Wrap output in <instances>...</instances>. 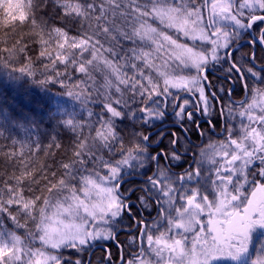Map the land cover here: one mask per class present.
<instances>
[{
  "label": "snow or ice",
  "instance_id": "snow-or-ice-1",
  "mask_svg": "<svg viewBox=\"0 0 264 264\" xmlns=\"http://www.w3.org/2000/svg\"><path fill=\"white\" fill-rule=\"evenodd\" d=\"M0 12L41 44L59 21L39 83L81 105L0 146L13 169L0 175V264H264V0H0ZM27 50L4 49L3 66ZM96 61L114 92L86 96L56 68L89 75Z\"/></svg>",
  "mask_w": 264,
  "mask_h": 264
},
{
  "label": "trees",
  "instance_id": "trees-1",
  "mask_svg": "<svg viewBox=\"0 0 264 264\" xmlns=\"http://www.w3.org/2000/svg\"><path fill=\"white\" fill-rule=\"evenodd\" d=\"M24 2L27 3V0ZM0 18H2V12H0ZM58 26L60 24L57 20L43 30V38L47 43L41 44V36L37 34L40 30H33L30 23L25 25L17 23L15 29L12 30L6 29L0 24V131L3 132V136H0V146H9L5 149L6 151L10 150L13 139L26 140L27 132L25 130L28 128L39 133L50 132L55 124V120L51 119L54 114L59 118L65 112L81 111L80 103L67 96V89L63 88L60 83H39L47 75V73L41 74L45 65L51 64V59L57 55L59 38L55 37L54 34L52 38H49V32L52 27ZM14 45L17 49L26 47L28 50L13 58L15 63L9 67H4V60L9 58V53L4 49H11ZM41 51L50 52L51 59L41 57ZM60 51L62 53L75 52L76 55L73 58H79V52L68 49L67 44H65V49ZM86 55L87 53H85ZM28 64L32 66V76L12 71L13 67L18 69ZM56 68L60 72L67 71L68 75L71 76V80L64 81L69 88L84 78L82 73L74 72L71 67L66 69L63 64L57 63ZM52 75L55 73L52 72ZM9 136L12 139L4 138ZM41 140L45 145L47 144L44 137H41ZM64 142L67 143V136L64 137ZM46 159L44 152H39L34 156L35 166L39 167ZM5 171L8 175L13 173L12 168H4L3 156L0 155V175H3ZM16 174L19 175V172ZM7 178V175H3V179ZM2 186L0 184V187ZM20 222L24 223L23 215L20 217ZM28 227L34 230V225L29 224ZM26 231L27 228H23L17 234L24 235Z\"/></svg>",
  "mask_w": 264,
  "mask_h": 264
},
{
  "label": "rangeland",
  "instance_id": "rangeland-1",
  "mask_svg": "<svg viewBox=\"0 0 264 264\" xmlns=\"http://www.w3.org/2000/svg\"><path fill=\"white\" fill-rule=\"evenodd\" d=\"M150 23H152L153 26H158V22L150 21ZM188 42L191 43L190 41ZM86 56L88 59H91L90 52L87 53ZM156 63L162 64L163 61L157 60ZM82 74L84 75V78L81 79L80 81H77L73 86H71L72 88H74L75 91L83 90L86 96L88 95L89 92H91L93 96H97V95L102 96V94L104 93H112L115 91V86H116L115 77L111 75V70L105 67V65L102 62L96 61L92 66H89V75H85L84 73ZM89 76L91 78H89ZM107 80L112 81L111 86H108ZM89 107H92V105H89ZM8 227L10 228L14 227L10 221L8 223ZM21 230L22 229H16L17 232L18 231L20 232ZM36 246H39V241L36 242Z\"/></svg>",
  "mask_w": 264,
  "mask_h": 264
},
{
  "label": "flooded vegetation",
  "instance_id": "flooded-vegetation-1",
  "mask_svg": "<svg viewBox=\"0 0 264 264\" xmlns=\"http://www.w3.org/2000/svg\"><path fill=\"white\" fill-rule=\"evenodd\" d=\"M242 51H247V48L242 49ZM243 98H244V90H243V88H242V87H237V88L235 89V92H234V99L239 100V99H243ZM215 138H216V139H219L220 137H215ZM192 139H193V141H194L195 143H200V144H201V147H203L204 144H207V143H208V141H207L206 138L203 140V142L197 140L196 136H193ZM164 144H165V145L168 144V140H167V139L164 140ZM189 156H191V153H189ZM217 159H219V157H217ZM183 167H187V165L185 164V165H183ZM176 170H177L178 172L180 171L179 168L176 169ZM153 215H155V213H153ZM120 239H121V240H126V237H125L123 234H121ZM256 239H257V240L259 239V230H258V232H257V234H256ZM98 254H99V253H98Z\"/></svg>",
  "mask_w": 264,
  "mask_h": 264
}]
</instances>
